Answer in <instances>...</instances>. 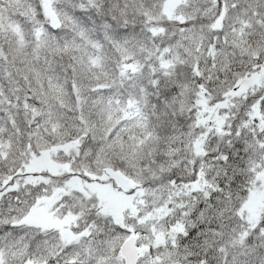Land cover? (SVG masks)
I'll use <instances>...</instances> for the list:
<instances>
[{"label":"snow or ice","instance_id":"1","mask_svg":"<svg viewBox=\"0 0 264 264\" xmlns=\"http://www.w3.org/2000/svg\"><path fill=\"white\" fill-rule=\"evenodd\" d=\"M0 264H264V0H0Z\"/></svg>","mask_w":264,"mask_h":264}]
</instances>
